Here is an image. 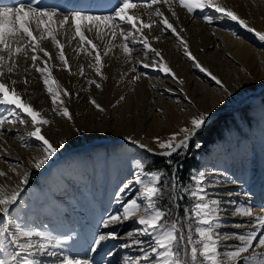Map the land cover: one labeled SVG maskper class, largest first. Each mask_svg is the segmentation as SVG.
Returning <instances> with one entry per match:
<instances>
[{
  "label": "snow or ice",
  "instance_id": "6c2138e0",
  "mask_svg": "<svg viewBox=\"0 0 264 264\" xmlns=\"http://www.w3.org/2000/svg\"><path fill=\"white\" fill-rule=\"evenodd\" d=\"M71 7L78 10H68L66 7L61 11L59 6H44L39 0H15L12 6H0V138L6 132L13 131L18 124L30 125L27 137L39 142V153L32 155L30 167H23L22 170L18 157L17 163L8 164L6 158L11 153L0 145V161L8 164V171L0 169V177L11 178L9 173H12L18 180L14 187L0 184V250H3L0 264H41L36 258L40 255L56 258L53 264H93L91 259L76 258L64 251L63 246L73 239L72 235L58 238L44 231L23 227L10 214L20 198L22 186L29 183L31 168H43L67 142L64 139L54 141L42 131L45 126L53 124V120L45 114L48 110L37 109L33 105L26 95L29 91L27 87L22 90L17 88L18 83L26 86L30 83L32 71L39 73L50 96V111L69 122L74 132H79L81 129L76 126L75 115L67 102L73 96L78 99L80 92H70L53 75V68H57L66 69L69 75L85 76L84 65H79L77 71H73L65 53L66 44L72 45L75 41L72 51L76 58L80 53H86L90 61L87 66L98 77L87 80L89 87L94 85L96 89L103 90V82L109 79L103 71L107 66L104 57L119 60L117 49L123 63L129 65L128 71L120 74L117 85L131 86L135 91L140 81L150 79L147 73L138 71L140 65L144 69L163 72L183 85L184 79L177 76L161 50L154 47L149 35L145 34L146 30L151 33L156 27L162 33L170 30V34L182 46L183 55L193 62V67L210 77L228 96H232L228 85L192 53L189 41L181 35L184 29L181 27L178 31L169 17L179 20V7L188 14H203L202 19L208 25L218 20H231L254 34L259 41H264V30L250 26L249 21L234 8L219 0H116L115 3L112 0H76ZM210 11L218 15L214 16ZM232 35L240 39L236 32ZM152 39L159 41L161 36L155 35ZM45 40L55 47L59 63H54L53 53L42 46ZM135 45L141 46L143 55L152 54L156 59L152 62L136 61ZM176 91L183 94L174 100L176 105L185 102L194 105L183 88L176 90L167 87L160 95ZM87 100L98 112L107 111L95 96H89ZM125 100L126 96L120 95L112 107ZM180 110L188 111L187 108ZM157 112L163 116V107L158 108ZM210 115L207 111L198 110L167 136L154 135L155 149L131 135L126 137L141 149L156 151L158 155L166 157L168 170L155 165L146 169L144 163H136L138 173L118 189V193L122 194L134 184L139 185L135 198L122 203V211L109 214L102 220V227L112 230L98 235L92 241L94 246L88 251L97 252L104 241L118 238L115 226H123L131 221L135 226L127 231V240L119 247L134 248L139 254L126 256L124 264H264V210L256 213L247 202L237 205L235 200L225 202L211 195L210 190L221 183L214 170H192L188 180H182L180 162L173 159L174 156L181 157L183 151L188 149ZM19 140L24 147H30L25 136H19ZM4 144H7L6 140ZM195 147L199 148L200 145L197 143ZM226 195L230 196L231 193ZM226 204L237 206L227 210ZM233 217H239L243 222L230 224L229 220ZM227 227L243 228L244 231H222ZM107 255L112 253L108 252Z\"/></svg>",
  "mask_w": 264,
  "mask_h": 264
},
{
  "label": "bare ground",
  "instance_id": "6f19581e",
  "mask_svg": "<svg viewBox=\"0 0 264 264\" xmlns=\"http://www.w3.org/2000/svg\"><path fill=\"white\" fill-rule=\"evenodd\" d=\"M75 2L76 0H39V3L44 6H59L61 11H64L66 7L68 10H78L71 7ZM112 2L115 3L116 0H112ZM219 2L234 8L238 14L249 21L250 26L257 30H264V0H219ZM14 3L15 0H2L0 6H12ZM177 12L180 19L175 20L170 16V22L177 26L178 31L181 27L184 29L181 35L189 41L192 53L204 66L228 85L233 95L228 96L215 82L210 80V77L193 67V62L183 55L182 46L179 45L177 38L170 34V30L162 33L160 28L156 27L151 33L146 30L145 34L149 35L152 45L161 50V54L170 67L178 77L184 79L185 83L181 85L163 72L152 68L144 69L140 65L138 71L147 73L150 79L146 78L140 81L135 86V91H132L131 86L117 85L120 74L129 69V65L123 63L119 49L116 50L117 56L120 57L119 60L116 57H104L107 66L103 71L109 76V79L103 82V90L96 89L94 85L89 87L87 80L98 79V77L94 70L87 66L90 61L86 57V53H80L76 58V54L72 51V47L75 45V41H73L72 45L66 44L65 53L74 72L77 71L79 65H84L85 76L69 75L66 69L58 70L57 68H53V75L70 92H80L78 99L73 96L72 100L67 103L70 111L75 115L76 126L80 129L83 127L82 132H74L69 122L50 111L51 99L44 88L39 73L31 72L30 83L27 86L23 83L17 84L18 90L28 88L29 91L26 95L31 98V102L37 109L48 110L45 114L53 120V124L45 126L42 131L54 141L60 139L67 141L62 148L58 149L57 154L50 159L47 165L41 169L31 168V175L35 170L50 171L77 150L91 149L100 144L108 147H114L121 143L134 144L126 139L128 135L134 139H140L148 146H156L152 140L154 135L167 136L182 126L186 119L198 110L207 111L212 115L231 106L239 107L244 99L251 98L257 101L261 99L264 95V41H259L254 37V34L248 33L246 29L231 20H218L214 24L208 25L202 19L203 14H188L186 10L179 7H177ZM165 14L168 15L167 11ZM210 14L218 15L211 11ZM233 32L240 36L239 40L232 35ZM155 35H160L161 39L153 40L152 37ZM61 42L64 43V40L61 39ZM42 46L53 53V62L59 63L56 60V49L52 43L45 40L42 42ZM135 48L134 58L136 61L152 62L156 59L152 54L143 55L140 45H135ZM154 85L155 87H153ZM167 87L176 90L183 88L184 93L194 101V105L186 102L176 105L174 103L176 97L183 96L178 91L165 92L164 95H160ZM82 88L86 90H81ZM120 95H125L126 100L113 108L112 105ZM89 96H95L107 111L100 113L95 110L88 103L87 97ZM154 98H156L155 103H153ZM160 107L164 109L163 116L157 112ZM182 108H187L188 111H181ZM30 130V125L26 127L18 124L13 131L6 132L5 136L0 138V145H4L11 153L6 158L8 164L17 163L16 158L18 157L21 162V170L23 167H30L31 156L39 153V142L27 137V132ZM19 136H25L30 147H24ZM5 140L7 144H4ZM253 144L252 158L231 160L228 155L214 156V158L203 162L200 171L211 172L214 170L216 178L221 182L219 186L210 190L211 195L218 196L225 202L235 200L237 205L247 202L256 213H262L264 210V141L254 140ZM8 164L0 161V169L8 171ZM112 174L113 177H116L117 171ZM9 176L11 178L0 177V184L14 187L18 180L12 173H9ZM86 179L87 177L82 175L79 184L70 180L68 187H75L76 190L66 186V189L61 192L64 194L63 196H66L65 200L53 202L50 209L47 210L49 211L47 215L32 221L26 227L50 233L58 238L72 235L73 239L63 246L68 255L80 259H91L93 264H124L126 256L139 254L134 248L119 247L127 240V231L135 226L131 221L125 222L123 226H115V230L119 233L118 238L104 241L97 252H91L88 249L94 246L92 241L98 235L106 234L112 230L103 228L102 220L109 214L122 211V203L130 199L138 187L134 184L125 193L120 194L118 189L127 181L119 182L117 180L114 187L104 185L103 188L87 189L82 183L86 182ZM26 186H22L23 191ZM75 192L76 195H69ZM226 193H231V195H226ZM98 195L103 197L101 202L97 199ZM237 205L228 206L226 204L225 206L227 210H230L231 207ZM242 222L239 217L229 220L230 224ZM126 225L131 227L127 228ZM222 231L243 232L244 229L227 227ZM143 239H147V237H143ZM108 252H111L112 255H107ZM122 255L123 260L120 262L119 259L122 258ZM36 258L41 261V264H53L56 261V258H49L46 255Z\"/></svg>",
  "mask_w": 264,
  "mask_h": 264
},
{
  "label": "rangeland",
  "instance_id": "374dc122",
  "mask_svg": "<svg viewBox=\"0 0 264 264\" xmlns=\"http://www.w3.org/2000/svg\"><path fill=\"white\" fill-rule=\"evenodd\" d=\"M251 100V98L244 99L239 107L233 108L231 106L216 116L223 114L228 116L226 123L223 124L225 126V135L212 143L208 151H205L206 148L197 139V136L193 138L188 149L183 151L184 155H196L199 164L193 170H200L203 162L214 158V156L228 155L231 160L253 157V141H264V95L259 101ZM79 132H82V130ZM197 143L200 145L199 148L195 147ZM149 147L156 148V146ZM154 155H158L156 151L148 152L146 149H141L137 144L122 143L114 145V147L100 144L98 147L91 149L77 150L64 158L50 171L35 170L30 175L29 183L21 193L17 204L10 210V214L14 220H18L23 227H26L32 221L47 215L49 212L47 210L50 209L53 202L61 199L65 200L66 196H63L64 194L61 192L66 189V186L70 185H68L70 180L77 183L81 182L80 178L82 175L87 177L86 182L82 183L85 184L87 189H92L93 187L99 188L104 185L113 186L118 181L125 182L133 179L134 174L139 171L135 167L137 162L144 163L146 169L155 165L167 171L168 165L166 162L156 163L153 161ZM114 171H117L116 177H113L112 173ZM188 177L182 176L181 179L187 181ZM137 187L139 188L140 186L137 185ZM68 188L76 190L72 186ZM135 193L136 191L131 198H135ZM74 194L76 195V192L69 195L74 196ZM97 199L101 202L103 197L98 195ZM126 227L129 228L131 226L126 225ZM2 258L3 250H0V259ZM120 259L119 261L121 262L123 255Z\"/></svg>",
  "mask_w": 264,
  "mask_h": 264
},
{
  "label": "trees",
  "instance_id": "16d2710c",
  "mask_svg": "<svg viewBox=\"0 0 264 264\" xmlns=\"http://www.w3.org/2000/svg\"><path fill=\"white\" fill-rule=\"evenodd\" d=\"M228 116L219 115L210 121L197 135V139L201 141V144L206 148L205 151H208L210 145L217 140L221 139L225 135V126L223 124L226 123V119ZM173 159H177L180 162V177L186 176L188 177L189 172L198 166V159L196 155L190 156V154H182L181 157H173ZM167 158L161 155H154L153 161L156 163L166 162ZM159 167L160 166H156Z\"/></svg>",
  "mask_w": 264,
  "mask_h": 264
},
{
  "label": "water",
  "instance_id": "95a60500",
  "mask_svg": "<svg viewBox=\"0 0 264 264\" xmlns=\"http://www.w3.org/2000/svg\"><path fill=\"white\" fill-rule=\"evenodd\" d=\"M233 108L235 107V106H232ZM228 108H230V107H228ZM224 110V109H223ZM223 110H221V111H219V112H217V113H215V114H212L210 117H209V119L206 121V123H205V125H207L214 117H216L220 112H222ZM204 125V126H205ZM203 126V127H204ZM203 127L198 131V133L203 129ZM197 136V135H196ZM195 136V137H196ZM194 138V137H193Z\"/></svg>",
  "mask_w": 264,
  "mask_h": 264
}]
</instances>
